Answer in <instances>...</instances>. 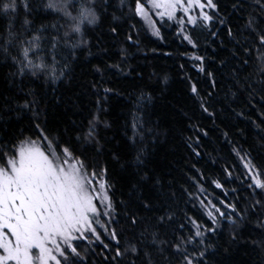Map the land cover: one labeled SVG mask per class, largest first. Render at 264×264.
Segmentation results:
<instances>
[{
  "label": "snow or ice",
  "instance_id": "obj_1",
  "mask_svg": "<svg viewBox=\"0 0 264 264\" xmlns=\"http://www.w3.org/2000/svg\"><path fill=\"white\" fill-rule=\"evenodd\" d=\"M21 9L23 20L17 28ZM109 9L114 21L123 15L149 21L155 36H160V30L151 22L153 10L161 20H176L182 28L193 25L208 29L218 20L226 27L232 44L231 49L224 44L227 58L237 61L232 73L235 91L231 94L240 98L246 93L250 109L256 107L253 101L257 94L264 102V0H232L231 14L240 22L239 28L228 27L230 15L220 16L219 0H0V18L8 20L7 29H0V66L13 69L6 77L8 83L20 91L23 78L28 76L55 84L66 75L76 50L89 46L84 39L87 26L98 25ZM196 9L200 11L194 15ZM177 12H183L187 19L178 18ZM36 16L42 20L51 17L53 22L35 27ZM111 32L118 34V28L113 26ZM217 34L210 32L211 36ZM183 39L197 47L191 35L185 34ZM200 71L215 88V73L203 66ZM109 91L104 89L105 93ZM191 92L200 95L196 84L191 85ZM213 95L210 91L201 98L200 107L206 113V102L210 103ZM4 101L9 113L28 117L36 139L9 140L0 147V264H89L90 254L102 256L101 264H209L212 245L206 242L205 232L214 233L220 220L209 211L206 214L211 226L203 228L187 213L179 218L176 194H163L162 188H157L159 179L146 166L141 167L145 164L144 150L139 145L153 131L142 116L132 115V134L127 136L125 148L129 154L135 151L131 160L136 166L135 179L129 184L126 198L119 201L121 211L117 212L115 185L108 179V169L100 167L99 162H89L87 149L81 151L84 144L96 152L103 147L97 137L101 126L108 128L109 124L100 100L96 112L90 114L87 132L74 139L70 133L67 139L52 135L47 119H42L45 113L41 100L32 89L24 93L22 102L14 95L4 97ZM250 122L259 130L257 135L264 148V103L259 123ZM127 130L126 124V135ZM233 151L242 161L245 172L241 182L246 184L248 195L243 198V207L239 203L225 205L230 212L213 207L231 226V242L236 243L243 229L250 227L261 234V240L253 243L264 250V159L257 162L250 151ZM113 159L120 162L121 152L115 151ZM213 183L216 188L222 187L219 182ZM103 216L109 220L102 223ZM97 243L104 251L97 252Z\"/></svg>",
  "mask_w": 264,
  "mask_h": 264
},
{
  "label": "trees",
  "instance_id": "obj_2",
  "mask_svg": "<svg viewBox=\"0 0 264 264\" xmlns=\"http://www.w3.org/2000/svg\"><path fill=\"white\" fill-rule=\"evenodd\" d=\"M231 3L232 0H219L220 16L230 15L228 27L239 28L240 22L231 14ZM111 13L109 9L98 25L87 26L84 39L89 46L76 50L77 56L66 75L55 84L28 76L23 78V91H20L6 79L13 69L0 66V147L9 140L36 139L28 117L7 111L6 96L14 95L22 102L24 93L32 89L41 100L40 107L45 113L42 119H47L50 132L65 139L69 133L74 139L81 132H87L90 114L96 112L97 100H100L105 109L104 119L109 124L108 128L101 126L97 137L103 147L96 152L94 147L84 144L81 151L87 149L85 156L89 162H99L100 167L108 169V179L115 185L117 212H120L119 201L126 198L136 167L131 163L135 151L129 154L125 144L127 136L132 134L133 113L142 116L153 131L139 145L144 150L145 164L141 167L146 166L159 179L157 188H162L163 194H176L179 218L183 219L187 213L203 228L211 226L206 214L209 211L220 220L214 233L205 232L206 242L212 245L209 264H264V250L253 243L261 240V234L245 227L239 240L233 243L231 226L215 212V208L230 212L225 207L227 204L239 203L243 207V198L248 195L246 184L241 182L244 171L233 149L250 151L257 162L264 159L259 130L250 122L259 123L260 106L264 102L257 94L253 101L256 107L250 109L245 102L246 93L240 98L231 94L235 91L232 73L236 71L237 61L227 58V49L232 44L228 42L226 27L217 20L208 29H188L187 34L197 42L194 48L177 35L175 26L162 27L161 39L155 40L138 17L117 13L120 18L114 21ZM22 20L21 9L15 22L17 28ZM52 22L51 17L47 20L35 17V27ZM7 24L6 18H0V29L6 30ZM113 26L118 28V34L111 32ZM210 32L218 34L211 36ZM197 56L205 59L197 60ZM202 66L215 73V88L213 81L200 71ZM97 68L101 71L97 72ZM192 84L200 89L199 96L192 94ZM105 88L111 91L105 93ZM210 91L214 95L210 103L206 102L209 110L206 113L200 103ZM239 112L244 115H237ZM115 151L121 152L120 162L113 159ZM213 181L222 187L216 188ZM94 247L97 252L104 251L99 243ZM88 259L89 264H101L103 257L90 254Z\"/></svg>",
  "mask_w": 264,
  "mask_h": 264
},
{
  "label": "rangeland",
  "instance_id": "obj_3",
  "mask_svg": "<svg viewBox=\"0 0 264 264\" xmlns=\"http://www.w3.org/2000/svg\"><path fill=\"white\" fill-rule=\"evenodd\" d=\"M199 11H200L199 9H196L195 12H194L193 14L195 15L196 12H199ZM204 11H208V12H209L210 9L205 8ZM150 16H151V22L154 23L155 26H156V28H158L159 30H161L162 27H171V26H175V27H176L177 35H178L183 41H186V40L183 39V36H184L185 34H187V30H188V29H191V28H192V29H195V27H194L193 25H185V26H183V28H182V26H181L180 24H178L176 20L168 21L166 17H165L164 20H161L160 17L156 15L155 10H153V11L150 13ZM177 17H178V18H183V19H185V20L187 19V17L183 14V12H177ZM138 18H139L140 21L142 22V24H143V26H144L146 32L148 33V35H149L151 38H153V39H155V40H160V39H161V34H160V36H155V35H153V29H152V27L150 26V22H149V21H146V20H144V19H142V18H140V17H138ZM186 42H187V41H186ZM239 163H240V165H241L243 171L245 172V170H244V168H243L242 161L240 160V158H239ZM97 186H98V185H97ZM97 203H99V201H97ZM101 211H103V208L101 209ZM108 220H109V217H107V216H103L101 222L103 223V222L108 221ZM97 227H98V229H99L100 232H103V229H100V228H99V225H97ZM103 238H106V239H107V237H103ZM85 242H86V241H85Z\"/></svg>",
  "mask_w": 264,
  "mask_h": 264
}]
</instances>
